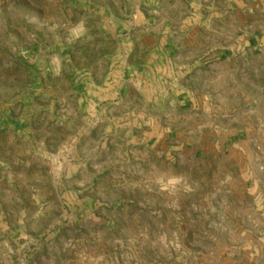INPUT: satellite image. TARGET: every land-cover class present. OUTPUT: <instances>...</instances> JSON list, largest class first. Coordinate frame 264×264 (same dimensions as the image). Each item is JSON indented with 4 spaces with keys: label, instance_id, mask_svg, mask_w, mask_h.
<instances>
[{
    "label": "rangeland",
    "instance_id": "374dc122",
    "mask_svg": "<svg viewBox=\"0 0 264 264\" xmlns=\"http://www.w3.org/2000/svg\"><path fill=\"white\" fill-rule=\"evenodd\" d=\"M263 49L264 0H0V264H264Z\"/></svg>",
    "mask_w": 264,
    "mask_h": 264
},
{
    "label": "crops",
    "instance_id": "0c3cea01",
    "mask_svg": "<svg viewBox=\"0 0 264 264\" xmlns=\"http://www.w3.org/2000/svg\"><path fill=\"white\" fill-rule=\"evenodd\" d=\"M262 53H263V57H264V49H263V51H262ZM261 58V57H260ZM246 90V89H245ZM245 90H243L242 89V91H241V95H240V97H239V99L241 100V101H243L244 99H247V97H248V92L246 91L245 92Z\"/></svg>",
    "mask_w": 264,
    "mask_h": 264
},
{
    "label": "clouds",
    "instance_id": "9594fccd",
    "mask_svg": "<svg viewBox=\"0 0 264 264\" xmlns=\"http://www.w3.org/2000/svg\"><path fill=\"white\" fill-rule=\"evenodd\" d=\"M173 183H175V182H178V181H172Z\"/></svg>",
    "mask_w": 264,
    "mask_h": 264
}]
</instances>
